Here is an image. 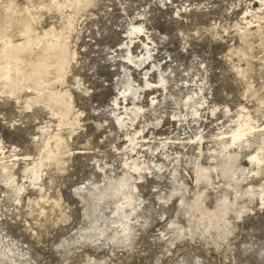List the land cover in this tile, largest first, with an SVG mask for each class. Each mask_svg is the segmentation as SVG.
Wrapping results in <instances>:
<instances>
[{
	"label": "rangeland",
	"instance_id": "rangeland-1",
	"mask_svg": "<svg viewBox=\"0 0 264 264\" xmlns=\"http://www.w3.org/2000/svg\"><path fill=\"white\" fill-rule=\"evenodd\" d=\"M8 17L32 26L0 36V264H264V0H0Z\"/></svg>",
	"mask_w": 264,
	"mask_h": 264
},
{
	"label": "bare ground",
	"instance_id": "bare-ground-1",
	"mask_svg": "<svg viewBox=\"0 0 264 264\" xmlns=\"http://www.w3.org/2000/svg\"><path fill=\"white\" fill-rule=\"evenodd\" d=\"M78 2V1H77ZM72 4V3H71ZM70 4V5H71ZM74 6V5H73ZM14 13V12H13ZM7 15H8V13H7ZM23 15V14H22ZM6 17V16H5ZM14 17V16H13ZM31 17H33V16H31ZM23 18V17H22ZM25 18H27V17H25ZM25 18H23V20H21L20 18V20L19 21H21V22H18L17 21V19H15V18H9L8 17V19L9 20H4L1 24H0V36H4V37H8V35H9V33H8V31H7V25H9V27H10V25H12V23H17L16 24V26L18 27H20V28H18V29H21L24 33H29L30 31H31V26H32V21H28V19H25ZM24 19H25V21H24ZM19 24V25H18ZM133 29L134 30H137V31H141V29L140 28H137V27H133ZM33 30V29H32ZM34 30H35V28H34ZM68 32V31H67ZM32 33V32H31ZM30 33V34H31ZM39 35V34H38ZM64 35V34H63ZM32 36L34 37V35L32 34ZM3 37V39H6V38H4ZM35 37H37V38H41V36H35ZM35 37L33 38V40L35 39ZM30 38H31V36H30ZM37 38H36V40H37ZM28 40H29V38H27ZM44 39V38H43ZM65 39V38H64ZM7 40V39H6ZM12 40V39H11ZM10 40V41H11ZM45 40V39H44ZM6 42V41H5ZM31 42V41H30ZM58 42V41H57ZM12 43V42H11ZM43 43V42H42ZM37 43H35V45H36ZM39 44V43H38ZM44 44V43H43ZM40 45V44H39ZM63 45V44H62ZM2 47V46H1ZM31 47V46H30ZM3 48V47H2ZM19 48V47H18ZM24 48V47H23ZM146 49H147V53L146 54H151V50L148 48V46L146 45ZM36 51L32 54V55H30V53H27V54H24V55H22L25 59H27V63H28V65L26 64L25 66H24V68L26 69V71H34L36 68H37V66H38V62H39V60L41 59V58H44L45 57V53L47 54V52H46V50H45V48H44V46H41V47H39L38 46V48L37 49H35ZM7 51V50H6ZM15 51V50H14ZM26 52H29V51H26ZM26 52H24V53H26ZM49 52H51V51H49ZM53 53V52H52ZM58 53V52H57ZM56 53V54H57ZM145 54V55H146ZM145 55H144V57H145ZM149 56H151V55H149ZM143 57V58H144ZM148 57V56H147ZM133 58V57H132ZM51 59V58H50ZM53 59V58H52ZM51 59V60H52ZM134 59V58H133ZM132 59V60H133ZM138 59V58H137ZM148 60V59H147ZM18 61V60H17ZM56 61V60H55ZM50 63H49V65L51 64V61H49ZM143 62V61H142ZM54 63V62H53ZM19 64H20V61H19ZM25 64V63H24ZM23 64V65H24ZM22 67V66H21ZM50 71H51V73H52V75L54 76L55 75V72H56V66H54V65H50ZM60 74V73H59ZM46 75V74H45ZM6 76V75H5ZM4 76V77H5ZM37 77H38V75H37ZM36 77V78H37ZM55 77V76H54ZM47 78V77H46ZM51 78V77H50ZM53 78V77H52ZM52 80V79H51ZM54 80V79H53ZM29 83H31V82H29ZM32 83H34V82H32ZM166 83V82H165ZM150 84L151 83H147V86L148 87H150ZM163 84H164V82H163ZM29 85V84H28ZM129 86V85H128ZM127 86V87H128ZM28 87V86H27ZM164 87H165V85H164ZM129 89V91L132 89V88H130V87H128ZM188 98V97H187ZM187 101V100H186ZM156 102V101H155ZM189 102V101H188ZM121 117V116H120ZM244 119V118H243ZM243 119H241V121L243 120ZM246 119V118H245ZM250 120H251V117L249 118ZM123 120V119H122ZM248 120V119H247ZM118 121H119V123L121 124L122 122H121V118H118ZM123 124V123H122ZM252 129H254L253 128V126H251V123H250V121L248 120V121H246V122H239L238 123V127L237 128H235V129H233L232 131H231V141H232V144H236L237 142H239V141H241V140H243V138H245L246 136H247V134H248V132H250ZM264 129V128H263ZM201 139H203V137H201ZM132 140V139H131ZM165 142V141H164ZM201 142V141H200ZM168 143H170L169 141L168 142H165V144L166 145H168ZM202 151V150H201ZM254 157V156H253ZM257 160H258V158H257ZM230 162V161H229ZM231 163V162H230ZM198 164V163H197ZM230 166V165H229ZM227 167V166H226ZM133 168H135V169H138V164H136V163H134V166H133ZM225 168V167H224ZM232 168H230V167H227V169H225L226 171H230ZM208 168H206V167H203L202 166V164L200 165V164H198L197 166H196V177H197V179L198 180H200V179H202L203 177H207V179H208ZM223 171V170H222ZM224 172V171H223ZM126 185V184H125ZM123 188V187H122ZM129 201H131V199L129 198ZM196 207V206H195ZM204 208V207H203ZM223 211V210H222ZM208 211H206V213H207ZM215 214L216 215H221V210H218V211H216L215 212Z\"/></svg>",
	"mask_w": 264,
	"mask_h": 264
}]
</instances>
